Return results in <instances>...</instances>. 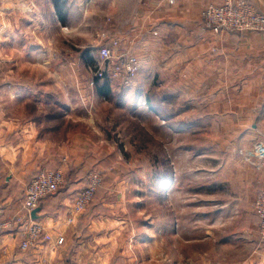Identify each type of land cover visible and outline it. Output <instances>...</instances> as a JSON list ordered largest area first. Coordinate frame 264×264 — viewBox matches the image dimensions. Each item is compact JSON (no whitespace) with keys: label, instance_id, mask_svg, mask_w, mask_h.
Masks as SVG:
<instances>
[{"label":"crops","instance_id":"crops-1","mask_svg":"<svg viewBox=\"0 0 264 264\" xmlns=\"http://www.w3.org/2000/svg\"><path fill=\"white\" fill-rule=\"evenodd\" d=\"M221 1L0 0V13L6 16L1 44L12 55L8 60L58 62V53H47V47L56 50L59 30L79 51L93 48L87 56L75 57L90 71L95 55L101 56L97 48L114 38L119 40L118 54H135L140 62L139 72L130 78L76 73L78 81H90L80 87L93 92L90 108L77 101L58 103L57 91L51 102L53 94L45 86L16 84L12 73L5 86L0 84L4 215L21 209L27 185L39 170L60 168L66 178L38 211L37 220L51 239L23 248L21 229L5 232L0 235V264H264L259 217L251 207L264 188V33L204 27L202 10ZM252 1L264 10V0ZM100 29L106 33L96 38ZM114 64L105 60L103 66ZM4 94L22 101L5 103ZM96 98L110 100L108 106L117 112L131 109L151 116L172 139L197 135L214 143L216 148L194 147L199 157L214 158L216 175V192L207 199L214 208L198 213L195 228L170 221L163 229L152 220L143 230L130 227L122 211L127 200L120 193L117 198L105 193L121 185L106 181L91 204L68 221L87 172L105 170L113 157L102 145L106 132L96 127L101 123L94 112L102 106ZM58 105L71 119L70 128L58 125ZM80 112L85 116L78 117ZM76 125L83 130L72 131ZM217 159L226 160L220 165ZM160 184L175 186L170 177Z\"/></svg>","mask_w":264,"mask_h":264},{"label":"rangeland","instance_id":"rangeland-1","mask_svg":"<svg viewBox=\"0 0 264 264\" xmlns=\"http://www.w3.org/2000/svg\"><path fill=\"white\" fill-rule=\"evenodd\" d=\"M5 22V14L0 13V84L5 86L7 80L10 79L8 75L12 73L14 78L11 79L16 84L25 81L32 88L45 86L48 94H53L51 98L48 96L51 102L55 96V91H57L58 103L77 101L82 105L89 103L88 107L90 108L89 97L92 96L93 92L86 89V86L80 88L90 81H78L76 76V73L77 75L78 73L87 75V71L90 70L85 63L83 64V61H75V57L77 55L87 56V53H90L93 48L85 50V47H82V51L81 49L79 51L72 45L74 40L68 41L70 38L58 30L56 50L47 47V53H58L60 56L58 62L8 60L7 55H12L8 54L5 44H1L6 39V30L2 28ZM105 33L100 29L97 34L95 31V37L98 35L101 38ZM92 53L95 54L96 52ZM16 56L21 58L20 54H16ZM103 64V57L98 54L95 55V66L91 71L98 78L105 76V74L99 75L97 70L100 66L102 69L108 70V67H103ZM55 70H58V80L55 77ZM77 82L84 84L76 85ZM70 85L76 87V90H69ZM91 85L94 86V92H96L97 80L91 81ZM89 87L90 85H88ZM1 99L5 103L22 101L12 100L6 94ZM96 99L99 105L102 104L99 111L94 112L95 119L101 123L96 127H102L106 132L108 140L103 141L102 145L112 151L113 157L109 160L110 162L105 164L107 165L105 170L94 167L93 169L102 173L103 181L121 185V189L116 188V190H108L105 193L115 198L120 193L121 197L127 200L126 207L124 210L122 209L131 221L127 224L134 229L143 230L148 228V224L152 220L153 225L165 229L168 222L178 221L187 229L195 228L198 213L202 212V209L205 211V209L214 208L207 199L216 192L213 187L216 175L212 173L215 167L214 158L199 157L194 147L198 148L201 145L209 147L210 145L216 148L214 143L203 142L197 135L190 138L175 137L172 139L166 132V127L158 125L151 116L134 112L131 109L117 112L108 106L110 100ZM29 101L28 107L33 110L31 99ZM61 108L58 105V125L68 127V124H71V119L63 114ZM50 111L54 112V109ZM83 116H85L83 112L78 114L80 118ZM71 129L72 131L83 130V127L76 125ZM188 145L190 148L192 147L191 150L183 148L184 146L188 147ZM114 151H116L117 156ZM217 160V164L221 165L226 159ZM112 163L115 168H110ZM164 177L173 178L175 186L167 189L165 185L160 184ZM217 192H221V190L218 189ZM95 198L96 193L93 199ZM206 201L205 205L204 202ZM182 206L184 207L182 208ZM251 207L253 214H256L253 203Z\"/></svg>","mask_w":264,"mask_h":264},{"label":"built area","instance_id":"built-area-1","mask_svg":"<svg viewBox=\"0 0 264 264\" xmlns=\"http://www.w3.org/2000/svg\"><path fill=\"white\" fill-rule=\"evenodd\" d=\"M177 0H167L174 4ZM204 27L215 32L235 31L264 33V10L258 8L252 0H222L220 3H209L202 10ZM119 40L114 38L110 45L101 46L98 51L105 60L115 64L108 70L98 68L99 75L109 72L121 79L134 77L140 68L138 56L131 53L118 54L116 47ZM105 67V65L103 66ZM65 173L60 168H43L37 172L27 185L21 209L13 216L4 215L0 209V235L21 229L23 240L21 246L29 248L51 236L45 226L34 219L32 211L41 205L43 199L55 194L65 183ZM86 185L78 192L71 215L67 218L72 222L74 217L88 207L99 187L103 183V175L97 169H91L86 177ZM254 210L259 217V233L264 241V188L257 194L253 202Z\"/></svg>","mask_w":264,"mask_h":264},{"label":"water","instance_id":"water-1","mask_svg":"<svg viewBox=\"0 0 264 264\" xmlns=\"http://www.w3.org/2000/svg\"><path fill=\"white\" fill-rule=\"evenodd\" d=\"M39 210H40V206L37 207L36 209H34V210L32 211L31 215H32V217H33L34 219H38V218H39V215H38V211H39Z\"/></svg>","mask_w":264,"mask_h":264},{"label":"trees","instance_id":"trees-1","mask_svg":"<svg viewBox=\"0 0 264 264\" xmlns=\"http://www.w3.org/2000/svg\"><path fill=\"white\" fill-rule=\"evenodd\" d=\"M65 181H66V180H65ZM64 184H65V183H64ZM60 189H61V188H60ZM60 189H59V190H60ZM59 190H58V191H59Z\"/></svg>","mask_w":264,"mask_h":264}]
</instances>
